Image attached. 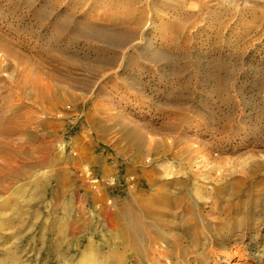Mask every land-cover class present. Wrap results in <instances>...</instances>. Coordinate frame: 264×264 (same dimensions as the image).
<instances>
[{
  "label": "rangeland",
  "instance_id": "rangeland-1",
  "mask_svg": "<svg viewBox=\"0 0 264 264\" xmlns=\"http://www.w3.org/2000/svg\"><path fill=\"white\" fill-rule=\"evenodd\" d=\"M123 33L139 44L101 94L65 117L32 106L36 81L87 84ZM32 135L61 162L29 170ZM0 196L5 264H77L90 243L106 263L264 264V0H0Z\"/></svg>",
  "mask_w": 264,
  "mask_h": 264
},
{
  "label": "bare ground",
  "instance_id": "bare-ground-1",
  "mask_svg": "<svg viewBox=\"0 0 264 264\" xmlns=\"http://www.w3.org/2000/svg\"><path fill=\"white\" fill-rule=\"evenodd\" d=\"M110 37L111 39L119 42V44L117 45V49L111 52L108 58H104V59L98 58L97 60L94 61L95 63L92 65L91 70L88 72L90 81H88L87 84L85 85L83 84V86H79V87L69 84V88L72 91L63 90V91H56L54 93H51V90L49 89L48 86L42 87V85H40V83L38 84V82L36 81L34 83L33 88L34 90H36L37 94H35V100L32 101L33 102L32 106L35 107L40 113H48V114L50 113L51 115H53L55 111L56 115H59L60 117L61 116L65 117L67 112L65 109H69L71 111L80 110L84 104L88 103L89 95H92L95 92H97V94H101L103 92V84L105 85L108 82V78H112L111 77L112 75L118 74V68L120 67L122 61L124 60L127 54L126 48L127 47L135 48L139 44L136 42L137 37L136 36L134 37L133 34L130 35L126 33L114 34L113 37L112 36ZM144 44L146 48L150 47L151 45L150 41H147ZM73 90L79 91L80 94L74 93ZM45 104L50 105V107L48 108L47 106H45ZM112 105L114 104L112 103ZM34 114H35L34 112H29L26 115V118L24 117L25 120L21 127L23 126L27 127L28 125L30 126L32 124H36L37 127L43 128L44 123L42 121H35L33 118ZM14 122H16V118L11 120L9 123L10 125H8L5 128L4 133L6 137H11L17 134H21L18 132L19 130L18 128H20V126ZM134 128L136 129H132V130L131 129L126 130L125 128L121 129L122 134L126 135L130 143L134 144V146H141L144 143L148 142V152H150V154L153 152H155V154L158 153L159 150H161L165 146L163 142V137H157L156 132L153 131L149 132L151 134L148 133L149 136H147L148 135L146 134L147 132L146 133L142 132L143 134H141L140 133L141 131L138 130L140 128L137 127ZM153 136L156 137V139L153 138ZM28 140L29 142L36 140V142L38 141L39 143L37 146L33 147L32 151H36L38 155H36L37 157L34 159L35 161L29 166V170H32L34 168H37L39 170L40 169L43 170L48 167L52 168V166L61 162V159L64 157L66 151L65 146L59 145L57 147L58 151L55 150L54 148L55 138L53 137L49 138V140L47 141L44 135L40 138H38L37 135H35L34 137L32 135L29 136ZM14 176L16 177L17 175ZM20 176L21 175H18V177ZM32 177L33 176H31L30 179ZM55 178L58 179L57 177ZM86 179L87 180L92 179L91 183L96 185V187L93 188L95 194L93 195L92 200L94 202H98L100 199H102V193H103L102 190L106 189L107 184L105 183V179L99 182L97 178H90V175H87ZM8 189L9 187L5 186L3 189L4 191L2 190L3 193L1 194L4 195ZM54 195L56 196L57 193H55ZM111 203L112 202H108L107 204L111 205ZM8 206H9V202L7 200L0 199V209L2 211L5 210ZM100 213L102 218L103 217L106 218V213L104 211ZM7 220L9 222L11 219L2 217L0 221L2 222V224H7ZM8 224H11V221ZM139 229L140 232H142L141 229L144 230V227L138 226L131 228L130 230L131 234L127 236L130 239V242L132 243L131 245H136L132 241V239H135V237L137 236L136 231ZM113 251L114 249L110 247V252ZM105 260L106 259L99 260V258L96 256L92 243H90L88 244L86 250L82 251V254L77 264H117V259L113 260V258H110L108 263H106ZM157 262H161V260L157 259V261H155V263L153 264H157ZM0 264H5V262L0 261Z\"/></svg>",
  "mask_w": 264,
  "mask_h": 264
}]
</instances>
